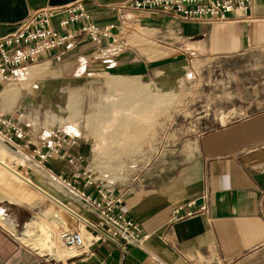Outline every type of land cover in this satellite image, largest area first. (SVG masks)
Masks as SVG:
<instances>
[{
    "label": "crops",
    "instance_id": "crops-1",
    "mask_svg": "<svg viewBox=\"0 0 264 264\" xmlns=\"http://www.w3.org/2000/svg\"><path fill=\"white\" fill-rule=\"evenodd\" d=\"M78 1L96 26L139 25L151 31L152 38L162 44L156 46L159 55L162 47L178 49L182 50L181 59L167 63L162 56L148 59L143 52L130 47L106 64L95 59L98 46L81 38L70 47L29 60L19 69L20 80L0 91V117L11 120L24 133L18 137L13 131L7 132L22 149L18 155L28 162L31 157L43 162L44 145L50 130H54L76 137L77 146L67 154L78 153L81 159L67 164L54 158L44 163L45 168L66 180H71L76 171L90 169L88 147L91 137L98 134L99 118L103 119L95 107L100 98L98 87L107 88L110 93L121 92L120 97L111 99L112 114L116 102H124L131 92L129 88L134 86L137 88L134 91L140 94L138 106H143L139 120L154 119V123L161 125L167 117L170 122L167 134L180 138L169 147L159 144L160 155L147 167L148 175L137 181L138 187L117 189L123 195L120 212L148 235L141 247H129L125 256L118 239L92 244L91 236L104 232L97 215L78 201L68 200L67 195H58V200L52 198L44 190L43 177L37 172L33 175L34 186L49 194L47 197L57 208L65 209L59 208L63 211L60 217L64 230L79 229L86 239L82 250L59 258V264H264V0H251L248 9L238 10L227 21L216 23L183 22L167 16L116 10L131 0H0V38L39 10L65 7ZM60 19L61 16L53 18L51 26L62 34L75 31L83 22L61 28ZM182 57L185 61L240 58L248 62L207 64L201 71L217 69L221 73L219 78L183 80L182 72L190 65L183 64ZM99 73L126 80L114 81L119 86L110 88L106 77L102 80L95 77ZM38 80L47 82L43 87L58 89L49 101L58 105L57 110H52L57 119L47 121V128L29 125L32 118L29 82ZM22 82H27L26 88ZM9 85H15L16 89ZM70 88L80 94L73 135L64 131L58 119L64 115L58 99L67 94L61 89ZM109 98L107 95L103 103L108 104ZM9 103L12 104L8 110ZM146 105L153 109L147 110ZM128 109L129 105L124 104L117 115L104 119L109 123L111 120V125L127 120ZM88 120L89 128L83 126ZM108 127L103 135L130 134V126L127 130ZM76 186L83 190L81 180L76 181ZM86 192L95 195L93 189ZM204 193L208 196L207 215L171 221L176 207L197 200ZM25 211L29 214L28 209ZM36 225L37 220L27 223L26 234ZM17 240L0 227V264H47L46 255L29 250Z\"/></svg>",
    "mask_w": 264,
    "mask_h": 264
},
{
    "label": "rangeland",
    "instance_id": "rangeland-1",
    "mask_svg": "<svg viewBox=\"0 0 264 264\" xmlns=\"http://www.w3.org/2000/svg\"><path fill=\"white\" fill-rule=\"evenodd\" d=\"M127 28L129 29L125 27L122 31L129 48L131 47V49L135 51L140 50L148 59L162 56L163 61L166 63L181 59L179 53H182V50L178 49L171 51L168 48L159 47L161 49L159 55L156 46H162V44L156 42L152 38L151 31L133 24H128ZM177 56L179 57L175 59ZM181 62L185 65H190H187L188 67L182 72L183 80H201L209 76L214 80L219 78L218 76L221 75V73H219L217 69L212 72H202L201 70L204 65L244 63L248 62V60L240 58L215 60L211 58H188L187 61H185L182 57ZM95 77L99 80L106 77V85L110 88L119 86L114 81L126 80V78L123 77L114 79L107 78V75L103 73L96 74ZM26 83L27 82H22L25 88L27 87ZM46 83L47 82L40 80L29 82V110L32 114V118L29 119L30 127H35L34 125L38 127L43 125L44 128H47L49 127L47 123L57 119V116H54L55 114L52 111L57 110V104L49 103V101L52 94L58 93V89L43 87ZM14 86L15 85H9V87L16 89ZM129 89L131 92L128 97L125 98L124 102H116L115 105L117 106L112 110V114L110 113L111 99L120 97V95H122L121 92L118 91L119 93H117V91H114L110 93L111 91L104 87H98L97 89L98 92L100 91L98 95V98H100L99 103L96 104L95 107L98 108V113H101L103 119L99 118L98 126L96 127L98 128V134L91 137V145L88 147L89 160H91L89 168L91 166L90 169L98 179L100 186L108 192H111V194H120L121 192H118L120 191L119 189L127 190L128 188L138 187L140 184L137 181L142 176L148 175L146 170L147 167L151 166L154 160L160 155L159 144L161 143L163 148L166 147L165 145L169 147L170 143L180 138L178 135L167 134L168 128H170V122L166 119L167 117L163 118L161 125L160 123L159 125L158 123H154V119L147 120V118H145V122L139 120V110L143 107L142 104L138 106V96L140 94L134 91L137 89L134 86ZM61 91L67 92V94L65 98L60 96V99H58L60 100V111L64 114L62 117L63 119H58L64 131L73 135L75 134V128L77 126V121L75 122L74 118L79 113L80 94L74 92L71 88L61 89ZM107 95L110 97V100L108 99L110 102L108 101V104H105L103 101H106ZM166 96L167 95H163V97ZM164 100L165 99H163V101ZM11 104H6L8 110ZM122 104L129 105L128 113L125 114L128 119L124 121L119 120L112 125L111 120L110 123L109 121H105V117L109 118L114 114L117 115L118 111L121 110H119V108L123 106ZM89 105L88 103L86 106L87 109L90 107ZM146 107L147 110L153 109L150 105H146ZM47 114L52 115L53 119H49ZM113 122H115V120H113ZM139 125H142L140 126V128H143L142 131L141 129L139 130ZM83 126L89 128V120L87 124H83ZM108 126L111 128L124 127L126 130L130 126V134H122L120 136L103 135L106 128H109ZM137 131H141V133L138 134ZM0 152H3L5 155L3 157L15 171L23 173L34 184L36 181L34 182L32 177L36 172L39 173V175L43 177L42 180L45 181L42 182L46 187L44 190H47V193H49L51 197L53 196L52 198L58 200V195H67L69 197L68 200L76 201L75 197L64 189L60 183L54 180L52 176L38 170L36 166L31 163L30 160L28 162L24 156L13 153L1 143ZM161 153L164 154V152ZM168 155H170L169 152H167L166 157H168ZM51 201V199L37 191L34 187L18 180L13 174L0 166V227L5 230L6 233L12 234L13 238L16 239L17 237L19 243L21 241L26 244L29 250L42 256L46 255L44 258L48 259L47 264H59V258L70 257L77 254V252L65 249L61 246L59 236L64 230V222L60 216L63 211L60 212L59 208L61 207L57 208L58 206ZM25 209H28L29 214ZM63 210L65 211V209ZM33 220H37L38 225L30 229V232L26 234L27 223Z\"/></svg>",
    "mask_w": 264,
    "mask_h": 264
},
{
    "label": "built area",
    "instance_id": "built-area-1",
    "mask_svg": "<svg viewBox=\"0 0 264 264\" xmlns=\"http://www.w3.org/2000/svg\"><path fill=\"white\" fill-rule=\"evenodd\" d=\"M250 2L251 0H131L117 6L116 10L167 16L183 22L216 23L227 21L228 17L238 10L248 9ZM60 16L58 24L61 28L83 22L75 31L62 34L51 26L52 19ZM125 27L123 24L96 26L81 1L65 7L42 9L29 15L14 31L0 38V91L5 85L20 80L22 74L19 69L26 62L36 59L42 53L70 47L76 39L84 38L96 44L98 51L95 59L111 64L129 48L122 31ZM9 131H13L18 137L24 136L21 129L11 120L0 117V143L13 153L20 154L22 149L14 138L7 134ZM48 138L44 145V161L36 162L33 157L29 160L38 170L52 176L84 208L97 215L104 232L93 234L91 243L118 239L121 242L120 250L123 256L129 247H141L148 235L120 212L122 195L111 194L105 190L88 168L74 172L71 180L54 175L45 168L44 163L50 159L59 158L67 164H74L81 159L78 153L75 156L67 154L68 150L77 146L76 137L50 130ZM78 180H81L83 190L76 186ZM88 189H93L95 195L87 193ZM207 197L204 193L199 199L176 207L172 211L171 221L178 222L193 216L207 215ZM85 223L94 228L92 224ZM60 243L65 249L80 251L85 247L86 239L79 229H66L60 235Z\"/></svg>",
    "mask_w": 264,
    "mask_h": 264
},
{
    "label": "bare ground",
    "instance_id": "bare-ground-1",
    "mask_svg": "<svg viewBox=\"0 0 264 264\" xmlns=\"http://www.w3.org/2000/svg\"><path fill=\"white\" fill-rule=\"evenodd\" d=\"M135 35H140V34H135ZM3 149V148H2ZM3 152H4V150H3ZM3 152H0V166H2V167H4L5 169H6V171L8 170V171H10L11 173H13L15 176H17V178L18 179H20V180H22L23 182H26L27 184H29V186H32V187H34V184L31 182V180L29 179L28 180V178H26V176H24V175H22L20 172H17V171H15L13 168H12V166H10L8 163H7V161H6V159L3 157V156H5L4 154H3ZM5 153V152H4ZM14 171V172H13ZM35 188V187H34ZM36 189V188H35ZM37 191H39L40 193H43V192H41V190L40 189H36ZM47 196V195H46ZM50 199V198H49ZM52 200V199H51ZM62 208V207H61ZM80 218V217H79ZM62 233V232H61ZM61 233H60V235H61ZM60 237V236H59ZM60 239V238H59ZM73 251V250H72Z\"/></svg>",
    "mask_w": 264,
    "mask_h": 264
},
{
    "label": "water",
    "instance_id": "water-1",
    "mask_svg": "<svg viewBox=\"0 0 264 264\" xmlns=\"http://www.w3.org/2000/svg\"><path fill=\"white\" fill-rule=\"evenodd\" d=\"M34 187H35V186H34ZM35 188L37 189V187H35ZM41 192H42V191H41ZM43 194H45V195H46V193H44V192H43ZM47 196H48V195H47Z\"/></svg>",
    "mask_w": 264,
    "mask_h": 264
}]
</instances>
